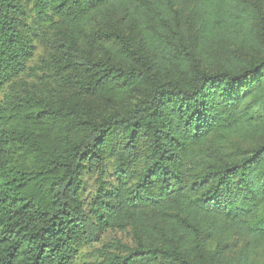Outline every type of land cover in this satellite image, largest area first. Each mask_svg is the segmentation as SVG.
Listing matches in <instances>:
<instances>
[{
  "label": "trees",
  "instance_id": "trees-1",
  "mask_svg": "<svg viewBox=\"0 0 264 264\" xmlns=\"http://www.w3.org/2000/svg\"><path fill=\"white\" fill-rule=\"evenodd\" d=\"M26 1L0 0V264H264V0H30L33 89Z\"/></svg>",
  "mask_w": 264,
  "mask_h": 264
},
{
  "label": "rangeland",
  "instance_id": "rangeland-1",
  "mask_svg": "<svg viewBox=\"0 0 264 264\" xmlns=\"http://www.w3.org/2000/svg\"><path fill=\"white\" fill-rule=\"evenodd\" d=\"M27 10L29 13L28 17V23L32 27V36H33V42L36 46V51L34 54V57L28 61L27 63V69L22 74V79H24L26 82L30 84V87H34L35 84H38L39 77L41 73H36L38 76L32 74L30 71V68L38 65L42 58H44L47 54V48L45 45V41L40 35V30L36 28V25L34 24V13L32 11V5L33 3L30 0L26 1ZM190 14V11L187 10L185 12V16H188ZM35 29V30H34ZM46 32V30H45ZM33 89V88H32ZM7 88H4L0 91V102L3 99V96L6 92ZM96 174H87L85 177V187L83 190V199L88 203L92 195L94 194L95 188H96ZM115 239H121L124 242L132 243V234L129 229L126 231H107L104 234L101 235L100 240L86 244L81 249V259L85 261L94 260L97 258V249L102 248L105 244L114 241Z\"/></svg>",
  "mask_w": 264,
  "mask_h": 264
}]
</instances>
